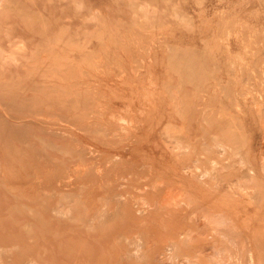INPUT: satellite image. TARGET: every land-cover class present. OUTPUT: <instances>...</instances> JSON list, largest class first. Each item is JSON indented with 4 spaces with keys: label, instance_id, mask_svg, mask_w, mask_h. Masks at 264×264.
Segmentation results:
<instances>
[{
    "label": "rangeland",
    "instance_id": "374dc122",
    "mask_svg": "<svg viewBox=\"0 0 264 264\" xmlns=\"http://www.w3.org/2000/svg\"><path fill=\"white\" fill-rule=\"evenodd\" d=\"M0 264H264V0H0Z\"/></svg>",
    "mask_w": 264,
    "mask_h": 264
}]
</instances>
